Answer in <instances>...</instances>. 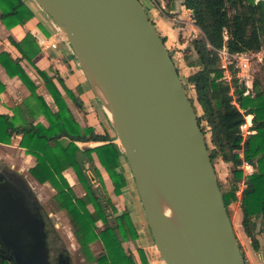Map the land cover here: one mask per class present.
<instances>
[{
    "label": "water",
    "instance_id": "95a60500",
    "mask_svg": "<svg viewBox=\"0 0 264 264\" xmlns=\"http://www.w3.org/2000/svg\"><path fill=\"white\" fill-rule=\"evenodd\" d=\"M34 1L70 42L109 116L164 264H185L165 217L196 264H246L197 114L142 1ZM35 201L9 167L0 170V256L15 264H50ZM56 264H71L69 256Z\"/></svg>",
    "mask_w": 264,
    "mask_h": 264
},
{
    "label": "trees",
    "instance_id": "16d2710c",
    "mask_svg": "<svg viewBox=\"0 0 264 264\" xmlns=\"http://www.w3.org/2000/svg\"><path fill=\"white\" fill-rule=\"evenodd\" d=\"M176 1L164 0V7L156 1L167 19H172L171 14L177 12ZM180 1L183 8L192 13L194 25L201 32V37L187 47L184 57L187 66L195 71L185 79L172 58L197 114L214 167L219 160L230 166L227 187L218 178L228 214L232 220L231 207L238 203L244 233L258 249V236L264 237V78L256 77L253 90L245 94L247 87L237 77L234 66H231V80L225 79L216 52L224 47L230 54L262 48L264 0ZM0 11L1 20L8 28L24 24L33 16L22 0H0ZM161 37L166 44V37ZM33 41L30 34L21 42L14 41L22 58H14L5 51L0 53V63L7 74L20 78L31 92L29 98L14 108V115L0 113V143L11 144L15 136H21L20 146L36 159V164L30 168L31 175L39 183L49 182L56 190L53 199L66 213L87 259L86 264H150L145 249L137 243L141 231L128 209L119 211L104 178L106 173L113 185V194L119 196L127 185L125 173L120 170L124 151L109 132L100 134L92 126H83L54 82V76L35 65L58 106L57 111L50 108L22 65L23 58L32 61L25 45H32ZM192 48L195 56L190 59ZM59 81L62 83V79ZM189 86L195 91V99L189 94ZM5 87L0 81V93ZM65 91L82 108L81 101L69 89L65 88ZM248 115L253 117L252 126L250 133L244 135L243 126ZM41 116L45 123L38 121ZM204 122L211 134L210 142L206 138ZM91 142L105 143L92 146ZM80 143L89 144L81 146ZM246 165L253 168L251 173H246ZM69 168L74 170L84 189L82 196L64 175ZM95 241L103 245L97 256L90 249V244ZM129 242L134 244L139 260L133 250L125 246ZM239 245L245 258L240 242ZM0 264L15 263L0 256Z\"/></svg>",
    "mask_w": 264,
    "mask_h": 264
},
{
    "label": "crops",
    "instance_id": "0c3cea01",
    "mask_svg": "<svg viewBox=\"0 0 264 264\" xmlns=\"http://www.w3.org/2000/svg\"><path fill=\"white\" fill-rule=\"evenodd\" d=\"M22 1L32 12L33 16L31 17V19L26 20L24 24H19L13 26L12 28H8L0 17V53L5 51L10 53L14 58H18V57L22 58L23 54L16 47L15 42H21L22 40L25 39V37L28 34H30L34 41L32 45H25V48L26 51L28 52V55L32 57V61L30 62V60L23 58L22 65L38 85L37 92L45 98L50 108L53 111H57L58 106L54 102V99L49 93V91L47 90L43 79L36 71L35 65L39 69L47 71L50 75L54 76V82L58 86L59 90L66 97L67 102L70 105L73 112L74 110H77L80 117L76 115L75 112L74 114L83 126L94 127L93 124L88 121L90 117L89 115L91 113H95L97 116L104 117L107 119V114L104 112L102 105L97 100L88 82V79L84 73V70L82 69L79 61L77 60L74 50L72 46L68 43V40L67 39L61 40L58 48L56 49H52L47 46L43 48L41 41L48 44L50 42L51 37L58 35L59 29L56 22L40 7V5L36 3V1L34 0H22ZM156 1H159L161 3V6L163 7L165 6V3L162 2L161 0H143L145 4L144 7H147V11L149 10H151L152 12L154 11L153 13L155 14L158 13L157 11L159 9L160 14L162 15L160 6L157 5ZM154 6H156L158 9H155ZM176 10L177 12L179 10L185 13L190 12L189 10L183 8L180 0L176 1ZM164 18L167 19L166 17ZM152 21L154 22L155 26L157 27L158 31L162 36L166 37V39L168 35H169L168 38L172 36L171 29L168 28L166 24H162L159 26L155 20L152 19ZM166 45L167 47H169L167 42ZM59 79H62L63 84L59 81ZM0 81L6 86L5 90H3L0 93V98H1L0 113L12 116L14 115V108L18 106L20 103H22L24 100L29 98L31 92L20 78L10 77L1 63H0ZM65 88L69 89L77 97L78 101H81L82 108H79L76 105V103L66 95ZM38 121H42L44 123L46 122L43 116H41L38 119ZM96 132L99 133L97 127H96ZM105 132L110 133L109 129L106 126L103 127V132H100V134H103ZM110 135L113 136L111 133ZM20 140H21V136H15L12 139L11 144L0 143V170L3 169L4 166L9 167L11 169V172L23 177L24 180L30 185V187L34 191L35 188H37L38 186L49 184V182L39 183L31 175L30 168L36 164V159L34 156L26 153V150L20 146ZM104 143L105 142H91L90 145L98 146ZM88 144L89 143H80L81 146H85ZM246 167L249 168L251 166L247 165ZM15 168H17L16 169L17 171L13 170ZM69 174H72L73 180L76 179L75 177L77 175L72 168H69L64 172V175L67 177V179ZM24 176H26L27 179ZM104 178L108 190L110 191L111 195H114L113 185L107 182L105 174H104ZM126 179H127V185L122 189V193L119 196L114 195V198L115 200H118L117 201L118 204H120V200H121L122 208H120V210L128 209L132 215L134 223L138 227L139 231H141V236L142 235L146 236L147 229L145 228V226L143 227L141 209L138 208L137 206L138 201L132 195L127 176ZM68 181L75 190L73 183L69 179ZM83 194L80 195L78 194V195L82 196ZM238 223H239L238 226H235L234 223L233 225L238 241L242 246V250L245 255V259L247 263L264 264V237L263 235L258 236L260 240V247L258 249H255L251 244V240L244 233L242 227V212L240 206L238 208ZM148 229H149V225H148ZM96 243L97 241L94 242V244Z\"/></svg>",
    "mask_w": 264,
    "mask_h": 264
},
{
    "label": "rangeland",
    "instance_id": "374dc122",
    "mask_svg": "<svg viewBox=\"0 0 264 264\" xmlns=\"http://www.w3.org/2000/svg\"><path fill=\"white\" fill-rule=\"evenodd\" d=\"M141 1L143 2V0ZM161 1L164 2L163 0ZM154 7L155 9H158L156 6ZM145 8L147 10V7ZM148 12L151 15L152 19L155 20L159 26L162 24H166V26L171 29L172 36L170 38H168L169 35L167 36V43L169 46L168 49H169L171 56L174 58L176 65L179 68L182 76L186 79L190 74H192L195 71L194 68L187 66V62L184 58L186 54V49L187 47H190L192 41H196V39H199L201 37L200 30L192 22L193 21L192 13L191 12L185 13L179 10L175 14H171L173 16L172 19H169V18L165 19L160 14L159 9L157 11L158 12L157 14L153 13L154 11L152 12L151 10H149ZM68 43L70 44L69 41ZM194 56H195V52L193 51V48H192L191 53H190V57H191L190 59H192V57ZM252 76H253V81L256 77L264 78V62H258V61L253 62ZM189 94L192 95L194 99L196 98L195 91L193 90L191 86H189ZM196 105L199 108V105L197 102H196ZM74 112L76 113V115L80 117L77 110H74ZM89 116L90 117L88 121L93 124L95 131L97 127L99 133L103 132V127L106 126L109 129L110 133L113 135L112 140L116 142L118 145H120L121 150H122L121 142L119 140L118 135L116 134V131L114 130V127L109 119V116L107 115V119L104 117L97 116L95 113H91ZM252 118L247 119L246 117V123L243 126L244 135H247L250 133V127L252 126ZM204 127H205L207 141L210 142L211 134L205 122H204ZM16 169L17 168L13 170L17 171ZM215 169H216L217 177L223 183V185L227 187L228 185L227 177H228L229 170H230L229 164H226L219 160L215 163ZM244 169L246 173H251L253 171L251 167L248 168L244 166ZM120 170L123 171L125 175L128 177V182L131 188L132 195L138 201L137 202L138 208L141 209L143 227L145 226V228L147 229L146 230L147 235L140 236V240L137 243L139 246L141 247L143 246L146 250H148L149 255L153 259L156 260L159 256V250L157 249L155 245V241L152 236L150 227L148 229L149 224L147 221V217H146L130 166L126 160V156L123 157V163H122V167ZM104 174L107 179V182L112 184L108 175L106 173ZM24 177L27 179L26 176ZM75 178H74L75 180L72 179V174H69L68 176V179L73 183L77 194L79 195L83 194L84 189L82 185L79 183L77 176ZM73 181H76V182H73ZM33 192H35V194L33 193L32 196L37 200V203L39 202V205L41 206L40 211H41V214L43 215V219L45 222L44 232L46 233V243L48 247L47 261L50 264H56L59 261V258H58L59 253L63 252L64 254L69 256L71 264H86L87 259L86 257L83 256L80 250L79 243L76 240V237L74 235V230L69 222V219L66 213L64 211H60V209L58 208V205L53 199V195L56 192V190L49 183V184L38 186L37 188H35ZM111 197L114 200L117 207L119 208V211H122L120 210V208H122L121 200H120V204H118L117 202L118 200H115L114 195H111ZM238 208H239L238 203L234 204L231 207L232 220L235 226H238L239 224L238 223ZM99 225H101V222H99ZM125 246L129 249H132L133 252L135 253V257L139 260V255H138V252L134 244L132 242H129V243H126ZM90 249L93 255L97 256L103 250V245L100 241H97L96 244H94L93 242L90 244ZM92 264H96V263H92Z\"/></svg>",
    "mask_w": 264,
    "mask_h": 264
},
{
    "label": "built area",
    "instance_id": "2783aa9c",
    "mask_svg": "<svg viewBox=\"0 0 264 264\" xmlns=\"http://www.w3.org/2000/svg\"><path fill=\"white\" fill-rule=\"evenodd\" d=\"M58 29H59L58 35L51 37L50 42L48 44L41 41L43 48L47 46L52 49H56L58 48L61 40L67 39L63 34L62 30L59 28V26ZM216 53L219 56L221 62V69L224 70L225 79H227L228 81L231 80V75H232L231 66H234L237 69V77L247 87L245 94L251 93V91L253 90L252 64L254 61L264 62V45L260 50L255 52L244 51V52L230 54L227 48L224 47V49ZM145 252L150 261V264H164V261L160 257V253L158 258L155 260L149 255L148 250L145 249Z\"/></svg>",
    "mask_w": 264,
    "mask_h": 264
},
{
    "label": "bare ground",
    "instance_id": "6f19581e",
    "mask_svg": "<svg viewBox=\"0 0 264 264\" xmlns=\"http://www.w3.org/2000/svg\"><path fill=\"white\" fill-rule=\"evenodd\" d=\"M93 87L95 92L102 97L108 104V101L106 99V96L104 95V92L101 88V86L99 85L98 81L96 79H93ZM108 107V112L109 115L111 116L112 120L114 121L115 124H117V118L116 116L113 114L109 104L107 105ZM251 119L252 115H248L247 119ZM127 160V159H126ZM166 214L167 212L164 211ZM165 222L166 225L168 226V229L170 231V234L176 244V246L178 247L180 254L182 256L183 261L185 262V264H196L192 258V255L190 253V251L188 250L185 242L183 241L180 232L178 231V229L176 228V226L170 221V219L168 217H165Z\"/></svg>",
    "mask_w": 264,
    "mask_h": 264
},
{
    "label": "flooded vegetation",
    "instance_id": "af4514ba",
    "mask_svg": "<svg viewBox=\"0 0 264 264\" xmlns=\"http://www.w3.org/2000/svg\"><path fill=\"white\" fill-rule=\"evenodd\" d=\"M13 173V172H12ZM14 174V178L16 179V181H17V183L19 184V185H21L22 186V188H24L25 190H27V191H30V194H31V196L33 195V190H32V188L30 187V185L24 180V178L23 177H21V176H19V175H16L15 173H13ZM35 194V193H34ZM37 201V200H36ZM35 201V203H36V206L40 209V205H39V202L37 203ZM41 210V209H40ZM41 212V211H40ZM41 217H42V219H43V215L41 214ZM44 220V219H43ZM44 226H45V222H44ZM63 256H67L66 254H64L63 252H60L59 253V260L63 257Z\"/></svg>",
    "mask_w": 264,
    "mask_h": 264
}]
</instances>
